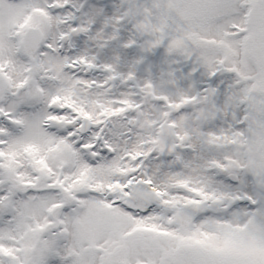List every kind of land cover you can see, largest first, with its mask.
I'll use <instances>...</instances> for the list:
<instances>
[{
  "label": "snow or ice",
  "instance_id": "6c2138e0",
  "mask_svg": "<svg viewBox=\"0 0 264 264\" xmlns=\"http://www.w3.org/2000/svg\"><path fill=\"white\" fill-rule=\"evenodd\" d=\"M0 264H264V0H0Z\"/></svg>",
  "mask_w": 264,
  "mask_h": 264
}]
</instances>
